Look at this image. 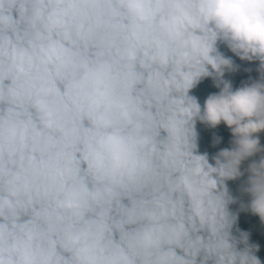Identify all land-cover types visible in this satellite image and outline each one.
I'll use <instances>...</instances> for the list:
<instances>
[{
	"label": "clouds",
	"instance_id": "clouds-1",
	"mask_svg": "<svg viewBox=\"0 0 264 264\" xmlns=\"http://www.w3.org/2000/svg\"><path fill=\"white\" fill-rule=\"evenodd\" d=\"M262 133L264 0H0V264H262Z\"/></svg>",
	"mask_w": 264,
	"mask_h": 264
},
{
	"label": "trees",
	"instance_id": "trees-1",
	"mask_svg": "<svg viewBox=\"0 0 264 264\" xmlns=\"http://www.w3.org/2000/svg\"><path fill=\"white\" fill-rule=\"evenodd\" d=\"M227 55H231L234 57V54L225 49ZM237 63L241 64L242 67L240 71L237 73L232 74L229 78H231L234 82L235 86H238L241 80H246L248 75H252L255 77L257 73L253 71L252 73H247L243 71L244 67H253L255 68V64H249L246 61H240L238 57H234ZM218 89L214 88L212 85L211 78H205L195 89L192 90L190 94L195 95L199 98L200 102L206 99V97L212 93L216 92ZM198 130L200 132V141H199V148L201 152H208L209 155H214L220 148L229 147V141L231 139V133L227 129V127L221 123L217 127V129H208L205 128L203 125H197ZM215 132L216 134L223 137V140L220 145L216 147H212V134ZM261 143L264 144V133L261 134ZM211 162V161H210ZM228 186L231 192L234 195H240L239 193V186L241 181H228ZM244 199H247L244 197ZM230 208L237 209L238 205H230ZM237 226L242 231H247L250 233V241L253 243H257L260 246L259 252H257V256L261 259L262 264H264V224H261L260 219L258 216L251 215L247 212H241L238 218Z\"/></svg>",
	"mask_w": 264,
	"mask_h": 264
}]
</instances>
